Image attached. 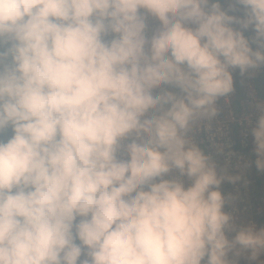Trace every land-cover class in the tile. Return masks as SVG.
Here are the masks:
<instances>
[{
    "label": "clouds",
    "instance_id": "1",
    "mask_svg": "<svg viewBox=\"0 0 264 264\" xmlns=\"http://www.w3.org/2000/svg\"><path fill=\"white\" fill-rule=\"evenodd\" d=\"M230 3L244 18L220 0H0V264H239L264 251V230L224 211V178L189 135L234 91L230 69L264 66V0Z\"/></svg>",
    "mask_w": 264,
    "mask_h": 264
},
{
    "label": "built area",
    "instance_id": "2",
    "mask_svg": "<svg viewBox=\"0 0 264 264\" xmlns=\"http://www.w3.org/2000/svg\"><path fill=\"white\" fill-rule=\"evenodd\" d=\"M159 23L149 16V37ZM232 75L234 91L217 100V116L211 121H201L189 135L212 157L218 175L228 182V203L224 211L232 215L237 228L254 226L260 231L258 219L264 218V196L259 197L257 193L264 187V170H260L255 161L258 155L252 128L261 114L258 106L264 103V66L244 73L232 72ZM155 90L184 95L171 84L160 83Z\"/></svg>",
    "mask_w": 264,
    "mask_h": 264
},
{
    "label": "rangeland",
    "instance_id": "3",
    "mask_svg": "<svg viewBox=\"0 0 264 264\" xmlns=\"http://www.w3.org/2000/svg\"><path fill=\"white\" fill-rule=\"evenodd\" d=\"M220 3H221L222 9L228 11L229 15H236L239 18H244L245 12H244V8H243L242 5H235V7L233 8V5L230 3V0H220ZM233 27H235L237 30H243L244 31V35L246 36V38H249L250 40L255 35L254 28H249V29L244 30V29L241 28V25H239V24H233ZM252 47H253L254 50L257 49V45L255 43H252ZM230 71L231 72H235V73H240L241 72V70L239 68L230 69ZM11 135H12V132L9 129L4 134V138L7 139ZM222 184H227V186H228V182H227V180L225 178L223 179V183ZM257 196H259V197L260 196H264V187H262V189L260 191H258ZM263 211H264V205H263ZM260 227H262L263 230H264V218L261 219V226ZM228 236H229V234H228ZM229 237H231L233 239L235 237V235L232 234ZM77 243H79L78 240H77ZM250 252H251V250L244 251L238 257L239 264H264V251H261L257 255V257L255 259L246 260L244 255L248 254ZM228 258L229 259H236L234 253H229V257ZM246 258H249V255L248 256L246 255ZM202 264H203V262H202Z\"/></svg>",
    "mask_w": 264,
    "mask_h": 264
},
{
    "label": "trees",
    "instance_id": "4",
    "mask_svg": "<svg viewBox=\"0 0 264 264\" xmlns=\"http://www.w3.org/2000/svg\"><path fill=\"white\" fill-rule=\"evenodd\" d=\"M235 16H236V15H235ZM219 190L222 192L223 196L225 197V200H226L225 207H226V205H227V203H228V199H227V196H226V194H227V192H228V186H227V184H221V185L219 186ZM258 221H259V223L261 224V219H258ZM262 230H263V228H262ZM246 255H247V256L249 255V258H246ZM251 256H252V251H251L250 253L244 255V257H245L246 260H248V259L251 260V259H252Z\"/></svg>",
    "mask_w": 264,
    "mask_h": 264
},
{
    "label": "crops",
    "instance_id": "5",
    "mask_svg": "<svg viewBox=\"0 0 264 264\" xmlns=\"http://www.w3.org/2000/svg\"><path fill=\"white\" fill-rule=\"evenodd\" d=\"M257 159H258V157L257 158H255V161H257ZM83 258V257H82Z\"/></svg>",
    "mask_w": 264,
    "mask_h": 264
},
{
    "label": "water",
    "instance_id": "6",
    "mask_svg": "<svg viewBox=\"0 0 264 264\" xmlns=\"http://www.w3.org/2000/svg\"><path fill=\"white\" fill-rule=\"evenodd\" d=\"M230 236V235H229ZM229 239H232L231 237H229Z\"/></svg>",
    "mask_w": 264,
    "mask_h": 264
},
{
    "label": "bare ground",
    "instance_id": "7",
    "mask_svg": "<svg viewBox=\"0 0 264 264\" xmlns=\"http://www.w3.org/2000/svg\"><path fill=\"white\" fill-rule=\"evenodd\" d=\"M260 224V223H259ZM260 226H261V224H260ZM261 229H262V227H261Z\"/></svg>",
    "mask_w": 264,
    "mask_h": 264
}]
</instances>
